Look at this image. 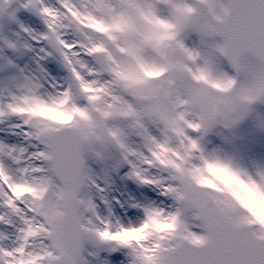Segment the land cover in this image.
<instances>
[{
  "label": "snow or ice",
  "instance_id": "1",
  "mask_svg": "<svg viewBox=\"0 0 264 264\" xmlns=\"http://www.w3.org/2000/svg\"><path fill=\"white\" fill-rule=\"evenodd\" d=\"M11 3L0 0V28L21 9L38 14L41 52L69 75L48 95L25 77L0 103V122L18 118L28 145L0 143V264H95L104 247L125 251L127 264H264V167L201 143L264 102V0ZM190 33L199 47L186 45ZM112 152L171 203L145 206L136 225L102 218L85 156Z\"/></svg>",
  "mask_w": 264,
  "mask_h": 264
},
{
  "label": "rangeland",
  "instance_id": "2",
  "mask_svg": "<svg viewBox=\"0 0 264 264\" xmlns=\"http://www.w3.org/2000/svg\"><path fill=\"white\" fill-rule=\"evenodd\" d=\"M22 2L12 0L9 11L16 10ZM44 3L56 6L57 0H44ZM17 19L18 23L5 24L0 28V103H6L11 95L20 93L27 82L25 77L38 79L43 84L42 95L55 94L68 81L69 74L62 62L51 56L45 57L41 52L44 45L37 38L47 31L43 19L23 9L18 11ZM22 28L28 29V32L25 33ZM185 43L188 47H199L200 38L190 33ZM9 44L16 47L10 48ZM34 50L39 51L36 59ZM221 67L229 75H234L225 61H221ZM17 124L22 122L15 117L0 122V143L28 147L22 131L14 127ZM152 134L158 136L159 131L153 128ZM201 143L205 152L228 157L240 167L249 170L264 167V102L253 104L249 115L235 127H214L203 135ZM119 160L115 152L109 153L103 161L91 155L85 156L86 167L103 189L91 194L97 213L102 218H111L122 225H136L143 219L145 206L154 204L165 207L171 203L161 195L160 189L130 178V165L121 164ZM147 175L159 179L164 174L159 169H147ZM96 251L98 256L93 258L95 264H127V255L123 250L113 251L110 247H104ZM114 257L120 259L114 260Z\"/></svg>",
  "mask_w": 264,
  "mask_h": 264
},
{
  "label": "bare ground",
  "instance_id": "3",
  "mask_svg": "<svg viewBox=\"0 0 264 264\" xmlns=\"http://www.w3.org/2000/svg\"><path fill=\"white\" fill-rule=\"evenodd\" d=\"M38 53H39L38 50H34V54H33V56H34L35 59H36V56H37ZM0 96H1V98H2V94H1V93H0Z\"/></svg>",
  "mask_w": 264,
  "mask_h": 264
}]
</instances>
